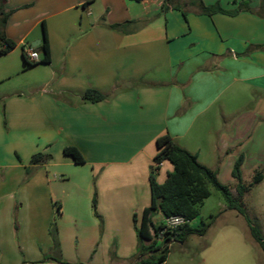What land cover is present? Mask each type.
Here are the masks:
<instances>
[{"label":"crops","instance_id":"obj_1","mask_svg":"<svg viewBox=\"0 0 264 264\" xmlns=\"http://www.w3.org/2000/svg\"><path fill=\"white\" fill-rule=\"evenodd\" d=\"M200 1L251 9L207 15ZM4 13L0 44L15 46L0 56V264H136L158 138L169 134L198 160L205 134L214 160L253 154L264 124L262 0H5ZM37 40L41 61L28 66L25 49ZM88 89L107 99L83 102ZM193 124L207 129L190 137ZM40 134L50 158L32 165ZM173 169L164 162L158 182ZM235 253L208 244L198 264H233Z\"/></svg>","mask_w":264,"mask_h":264},{"label":"trees","instance_id":"obj_2","mask_svg":"<svg viewBox=\"0 0 264 264\" xmlns=\"http://www.w3.org/2000/svg\"><path fill=\"white\" fill-rule=\"evenodd\" d=\"M140 2L142 0H135ZM264 2V0H262ZM5 0H0V15H3V22H6L7 14L4 13ZM201 11L207 15H212L216 12H226L230 14L237 13L242 6L245 9H251L247 3H242L240 8L235 11H225L219 5L206 6L202 1L199 3ZM180 9V7H175ZM111 28L122 29L121 25H113ZM6 48L0 44V56L11 51L15 44L7 42L3 37ZM37 49V48H36ZM43 53L42 63L51 62L50 45L47 39V32L44 29V43L38 47ZM28 66L30 64L27 60ZM107 99V96L95 89H88L82 95L83 102L97 103ZM158 152L154 158V164L151 167L149 177L152 201L149 207L144 209L141 227L137 229L139 239V254L140 260L136 264H163L170 252V244L185 243L192 235L203 237L207 234L210 225L204 222L201 226L194 228L191 222L200 216V209L204 201L210 197L213 187L222 192L231 209L236 210L247 221L252 238L260 245L264 252V236L262 232L252 225L249 216L244 208V196L255 186L264 180V168L257 170L250 185L243 182L242 166L244 164V156L241 155L234 164L232 176L236 181V195H234L229 186L221 184L219 180L218 170L210 169L198 161V157L184 148L180 147L169 134H165L157 139ZM67 156L73 158L76 164H85L86 160L82 152L77 147H67L64 149ZM48 155L37 153L32 157L31 164L37 165L48 161ZM164 162H169L173 166V171L167 176L163 183L157 180L161 165ZM93 207L96 209V194L93 198ZM157 212H162L165 217L182 216L187 220V223L179 226L171 232L161 234L163 230V223L155 225L152 220V215ZM136 221V217H135ZM153 231V235L151 232ZM53 244L57 249L59 242L57 238L56 225L53 224L51 230ZM163 235L162 242L159 239ZM153 236L155 237L154 240ZM145 240L151 241L150 245L145 248L143 242ZM151 252V253H150ZM150 253V254H149ZM55 261L54 258H52ZM23 264H42V263H27ZM59 264H67L64 261H59Z\"/></svg>","mask_w":264,"mask_h":264},{"label":"rangeland","instance_id":"obj_3","mask_svg":"<svg viewBox=\"0 0 264 264\" xmlns=\"http://www.w3.org/2000/svg\"><path fill=\"white\" fill-rule=\"evenodd\" d=\"M204 125V128H206V124H193L189 136H197L198 130ZM213 125L210 124L209 126L211 131L219 128L218 124L216 127ZM203 137L205 144L203 143L204 148H202V155L198 161L206 167L215 165L214 169H217L219 172L218 177L221 184L229 186L232 193L236 194V181L232 176L235 162L230 160L226 155L221 156L218 160H214L207 146L209 139L206 134ZM253 139L255 140L254 144L252 143L251 145L254 150L253 154L244 161L242 166L243 182L247 186L253 182L256 171L264 168V124H260L254 128ZM51 143H54L53 140ZM45 145H47L45 137L40 134V153L42 154H45ZM190 148L195 149V146H190ZM52 151L57 153L56 146L52 147ZM210 190L211 195L204 201L200 209V216L191 222L194 228L201 226L203 222L206 225H210L206 234L207 236L202 238L198 235H192L189 237L186 246L173 244L167 257L169 258V264H198V254L200 251L206 245L218 242L222 250L230 248L236 252L231 258L233 259V264H264V252L260 245L252 238L245 218L236 210L229 207L221 191L213 187ZM49 202L50 199H47V204L50 205ZM243 203L252 225L258 228L264 236V180L260 184L255 185L244 196ZM157 218L158 216L155 217V219ZM41 247L40 244V250ZM46 255L45 257H48V254ZM192 258H195L196 261L192 262Z\"/></svg>","mask_w":264,"mask_h":264},{"label":"built area","instance_id":"obj_4","mask_svg":"<svg viewBox=\"0 0 264 264\" xmlns=\"http://www.w3.org/2000/svg\"><path fill=\"white\" fill-rule=\"evenodd\" d=\"M6 48V46H3V49ZM25 56L26 60L30 64H36L41 61L40 55L37 52L36 48L32 46H28L25 49ZM187 223V220L182 216H172V217H165V220L163 222V230L161 231V234H164L166 232H171L178 228L179 226H182ZM163 235L159 239L160 242H162Z\"/></svg>","mask_w":264,"mask_h":264},{"label":"water","instance_id":"obj_5","mask_svg":"<svg viewBox=\"0 0 264 264\" xmlns=\"http://www.w3.org/2000/svg\"><path fill=\"white\" fill-rule=\"evenodd\" d=\"M41 44V40H37L34 44L33 47L36 48L37 46H39Z\"/></svg>","mask_w":264,"mask_h":264}]
</instances>
